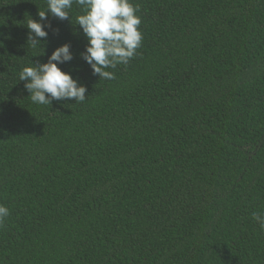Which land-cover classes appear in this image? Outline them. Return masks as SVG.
Instances as JSON below:
<instances>
[{"label":"trees","instance_id":"obj_1","mask_svg":"<svg viewBox=\"0 0 264 264\" xmlns=\"http://www.w3.org/2000/svg\"><path fill=\"white\" fill-rule=\"evenodd\" d=\"M131 3L142 44L107 80L81 8L33 48L46 0H0V264H264V0ZM65 43L86 102L33 104L19 73Z\"/></svg>","mask_w":264,"mask_h":264},{"label":"clouds","instance_id":"obj_2","mask_svg":"<svg viewBox=\"0 0 264 264\" xmlns=\"http://www.w3.org/2000/svg\"><path fill=\"white\" fill-rule=\"evenodd\" d=\"M47 8L39 11L40 22L30 19L27 22L28 43L33 48L46 41L51 28L50 23H43L51 16L61 21L69 19V12L75 4L82 9L76 17V24L82 29L87 41L80 58L86 62L94 76L100 79L115 78L113 72L118 64H128L141 46L143 34L139 30L140 11L131 0H46ZM58 29L56 32L58 33ZM74 59L71 45L65 43L56 48L47 62L32 67H25L19 73L20 82L30 93L28 98L36 105H52L53 101L73 100L86 102L87 87L74 79L70 72H64L58 65L70 63ZM10 215L9 209L0 205V226ZM252 219L264 231V213L254 212Z\"/></svg>","mask_w":264,"mask_h":264}]
</instances>
